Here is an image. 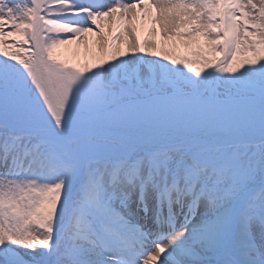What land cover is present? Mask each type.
Listing matches in <instances>:
<instances>
[{
    "label": "rangeland",
    "instance_id": "1",
    "mask_svg": "<svg viewBox=\"0 0 264 264\" xmlns=\"http://www.w3.org/2000/svg\"><path fill=\"white\" fill-rule=\"evenodd\" d=\"M87 1L92 2L88 5ZM204 1L206 3L203 4L205 6L203 9H206V15H211L218 23L215 25L209 18L212 30L213 27L215 28L211 33L213 39L217 41L215 46L211 39L203 35L204 28L199 26L197 29L201 30L194 36V45L193 42L190 43V49L188 47L189 51L185 56L177 58L178 56L173 55V57H164L163 61H153L152 40L145 43L150 27L145 32L146 39L143 41L145 45L141 49L133 45L134 41L129 38V36L134 37L131 33L134 28L133 23H131L132 29H130L131 24L127 23L125 31L121 30V34L125 37L121 43H118L119 34L116 33L108 39L106 32L104 39H97L94 34L100 32L101 26L95 27L91 21L84 25L87 30L83 29V25L81 26L79 22L87 20L88 16L93 19L94 11L97 12L102 8H98L94 0H0V110L10 109L21 116H26L48 109L50 93L46 77L37 61V55L41 50L53 78L54 115L61 121H66L68 124L70 121H75L96 129L113 128L131 134L145 135L175 128L176 138L179 141L176 144L154 146L121 139H97L89 135L83 139L72 130L58 127L41 118H15L0 114V131H4V135L24 136L31 140L28 144L25 143L26 139L23 140L20 147L15 149L29 155L23 159V167L26 166V161L33 159V166L36 167V169L32 168L35 170L22 174L20 181L24 185V195L15 196L11 202L20 206L21 197L25 196L28 199L29 189L27 190L25 185V182H28L27 178L43 182L49 166L53 167L62 160L63 153H72L73 167L78 169L74 184L80 182L85 170L84 159L90 157L92 161L103 159L110 164L124 155H127L131 162L136 158L142 160L143 165L151 162L150 166L153 169L146 166V170L150 179L149 185L152 186L157 185V178L160 175H166L165 181L172 184L170 179L172 173L180 179L192 174L191 169L199 168V160L205 164V167H202L205 174L201 178L208 183L207 197L201 200L199 211L193 214L190 227L196 239L187 250L192 252L184 255L183 260L192 259L196 262L200 258L198 264H207L208 262L205 261L213 262L222 251L230 247L232 250L228 249L227 252L230 257L226 256V258H230L231 263L226 264H234L235 259L264 264V190L258 194L251 209L246 210L248 224L243 227V231L241 228L245 215L240 211L251 189L264 183V127L241 128L231 132L210 131L204 134H196L194 130L184 129L203 123L235 120L250 123L251 118L264 119V55L260 52L257 55L252 46L255 41L254 39L250 41L252 36L250 34L257 24L258 13L260 11L264 13V0H239L242 9L238 12L241 13L242 20L236 21L238 12L234 13V10L230 9L227 11L226 24L222 23V15L218 9L220 0ZM155 2L158 3L157 0ZM198 2L199 0H186V4L193 8L199 7ZM123 3L122 0L110 1L108 16L114 8L116 16L126 13ZM133 3L136 6L140 4L138 0H134ZM83 5L92 9L89 10V7ZM48 6L51 7V11ZM40 7L43 11H40ZM68 11L69 14L64 16ZM105 12L106 10L103 11L104 14ZM72 19V27L77 28L79 32V37L76 38L82 41L80 45L79 40L77 42L70 40V43L65 45L63 39L67 33H64V30L59 33L57 28H52L50 22V20L71 22ZM188 23L190 20L186 19L181 25L186 27ZM80 29H83L82 32ZM137 35L140 37L143 33L137 31ZM72 37L74 36L70 38ZM38 38L39 46L36 45ZM225 42L226 47L228 44L234 46L231 54L227 48L223 56L220 52ZM129 46L133 50L131 67L123 69L115 60L109 63L111 56L126 60L124 49ZM209 46L218 47L219 50H216L218 53H211ZM241 48L244 49L242 54ZM95 49L99 50L97 52L99 54L93 53ZM103 52H105L104 60ZM114 53H119V56H114ZM172 53L179 55L177 51ZM240 54L259 63L261 69L252 77L251 75L245 77V74L240 75V71L232 69ZM92 58L98 66L93 70L88 66ZM245 123L240 126H244ZM211 140L220 143L214 144ZM38 143L42 144V148L48 146L49 151L57 149L55 157L44 153L37 160L35 155L31 154H34L32 150L37 151ZM163 157L167 158L166 161L169 160L168 164L162 163ZM142 181L143 179L139 177L133 185L127 181L125 183L117 180L112 182V187L107 190L112 196L125 192V199L128 197L131 199L127 204L134 206L138 204L139 207L137 197L138 191L144 188L139 187ZM154 195L155 191L151 193L153 201ZM70 199L67 195L65 203L57 210V219L49 223L47 232L41 226L39 230L32 231L21 239L15 258L28 262L40 259L42 256V262L45 258L43 264L46 262L52 251V245L56 244L58 234L69 218L72 208ZM171 199L172 203L176 201L178 205H182L181 200L175 195L171 196ZM184 206L190 209L193 203ZM111 207L116 209L115 212L120 213L113 217L117 218L115 221L125 229V233L128 230H136L139 222L137 211H127L122 205L119 208ZM15 208L16 206H12V209ZM124 211L128 213L127 218L121 217V214L126 215ZM6 212L10 214V210L0 208V228H6L8 221ZM130 215L134 219H129ZM90 217L91 214L85 217L92 220V223L84 225V231L74 225L73 228L79 235L84 232L85 237L92 236L95 227L101 221L99 219L97 222ZM236 223L238 230L234 227ZM115 226L118 225L114 223L113 227L107 229L111 236L117 238V233L112 230ZM9 227L12 228L11 224ZM12 231L14 230L10 232ZM53 231L52 242L46 248L41 247V237L48 243ZM41 232H45V235H40ZM253 239L257 240V246L252 245ZM84 242L76 247L97 245L87 243L88 240ZM76 243L83 241L78 239ZM72 250V247L66 249V251ZM32 251L37 255L30 256ZM167 257L169 255L163 258L165 263L168 262ZM91 259L92 264H98L100 261L98 260L100 257ZM175 260L176 264H182V261L177 260L176 257Z\"/></svg>",
    "mask_w": 264,
    "mask_h": 264
},
{
    "label": "bare ground",
    "instance_id": "2",
    "mask_svg": "<svg viewBox=\"0 0 264 264\" xmlns=\"http://www.w3.org/2000/svg\"><path fill=\"white\" fill-rule=\"evenodd\" d=\"M159 3L160 7V12L158 15V18L156 22L152 26L151 24V17L152 14L151 12L148 13V15H143L141 10L137 13V16L135 14V11L131 7L129 11H125L124 15H127L125 20L123 22V25L129 23L134 24V28L132 29V24L130 25L133 31L131 32L133 34V38L129 36L130 40H133L134 43H131L136 45L137 48L141 49L147 41L152 40L151 42V47L154 48V52L152 54V59L153 61H163L164 57H173V55L179 57H183L187 54L188 47L190 46V43L194 45V36H196L197 33L200 32L201 29H197L199 26H202L204 28L203 30V35L207 36L211 41L213 42V45L217 43L216 40L213 39L211 36V33L215 28L210 26L211 24L209 23V18H211L214 21V24L217 25L218 23L216 20L211 17V15H206L205 10L203 7H205L203 4L206 2L204 0H199L198 2V8H193L186 4L183 0H157ZM110 5H108L106 8H108ZM141 7V6H140ZM66 9V8H64ZM63 9V10H64ZM49 10L51 11V7H49ZM262 10V9H261ZM214 12V11H213ZM63 14V12L61 13ZM66 15V13L64 14ZM122 18L120 17L116 22H115V15L111 14L104 20L103 18L99 22L101 26V30L99 33H96L94 35L97 36V39H104L106 32L107 36L113 35V33L119 34V42L123 41L125 37L121 34V28L122 24L120 22ZM186 19L190 20V23L185 25H181L182 21H185ZM257 24L253 29V32L250 41L254 39L253 47L257 52V55H259V52L261 55H264V13L260 11L257 16ZM52 24V28L55 29L59 32L62 33V30H64V33H67V36L64 35V44L67 45L70 43V40H79V45L80 39L76 38L79 37L77 32V29L72 27V22H63V21H57V20H50ZM111 22H114L115 25H111L107 27V24L110 25ZM164 22V23H163ZM83 22H81V25ZM159 24L161 26H159ZM115 28L114 26H117ZM181 26V28H180ZM214 26V25H213ZM84 30H87L85 26H82ZM150 27V32L148 34V37L144 36L145 32L148 30ZM175 27V28H173ZM179 28V29H178ZM83 29H80V32H82ZM103 29V30H102ZM126 29V26H124L123 31L124 32ZM170 30V31H169ZM172 30V31H171ZM137 31H141L143 33V36L138 37ZM162 33H158V32ZM197 32V33H196ZM74 36L70 38L71 36ZM63 36V35H62ZM161 36V37H160ZM108 37V39H109ZM145 37L147 38L145 43L143 44L142 42L144 41ZM115 39V38H114ZM161 39V40H160ZM159 41V43H158ZM67 43V44H66ZM161 43V45H159ZM209 45V43H208ZM177 46H179L177 48ZM234 45L228 44L226 47V42L225 46L222 47V50L220 52V55L225 54L226 49L229 48L230 54L233 51ZM210 47V46H209ZM247 48V46H244ZM243 47V48H244ZM211 49L209 50L211 53L215 52L218 53L216 50H219L218 47H210ZM243 48H241V54L243 53ZM127 49V50H126ZM124 49V57H126V60H120V59H115L113 56L109 58V63H113L114 60L118 62V66H121L123 69L131 67L130 65V60H131V54L133 53L132 48L127 47ZM190 49V47H189ZM129 51V52H128ZM177 51L179 52V55H176L172 52ZM98 49H95V52L93 51L94 54H99ZM255 52V53H256ZM229 53V51H228ZM229 54V55H230ZM239 55L238 59L235 60L236 65L234 64L232 69L236 71H240V75L245 74V77H252L253 74H256V72L261 69L260 65L258 62L251 61V59L245 55ZM114 56H119V53H114ZM105 56V52H103V60ZM138 60V59H137ZM264 60V58H263ZM139 63V60L137 61ZM95 61L90 59L88 66L91 68V70L97 68L98 66L95 65ZM95 65V66H94ZM93 66V67H92ZM134 68H136L134 66ZM134 68L132 67V70L134 71ZM136 70V69H135ZM137 70H139L137 68ZM144 73V70H142ZM248 72V74H247ZM52 115V116H51ZM50 118H55L57 117L53 114L52 110H48V115ZM55 119H52L51 121L55 124H57V121ZM249 126V127H248ZM255 128V127H264V120L262 121H252L251 124L247 123L244 126L240 125H226L221 127V129H226L227 131L231 130H239V129H244V128ZM207 130H214L212 127H208V125L202 124L198 125L196 131L197 133L204 134L208 132ZM84 132L81 131V135ZM1 134V132H0ZM176 134L173 131H163L162 133H158L154 135L152 138H155L151 142H158V140H163L166 141L169 139V137H174L175 139L178 140V138L175 137ZM181 138L183 136H180ZM29 138V137H28ZM4 152V151H2ZM1 152V153H2ZM15 153V158L20 159V163L18 165H15L14 161L11 160L9 161L11 163L8 165V162L6 165H0L2 174H0V182L2 183V186L0 185V208L2 210H10V214L6 212V218H8V221H6V228H0V264H6L8 262H18V263H24L25 260L17 259L15 258V254L17 252L18 244L21 243V239L25 238L26 235L32 231H37L39 228L42 226L43 229L48 231V225L50 222L55 221L58 216V209L60 206L65 203L66 196H69V190L71 188L73 189V194H72V200L74 201L73 204V209L74 211L71 212L73 214V221H70L69 225H75L77 226H83L81 223L85 219V215L87 210L92 209H97L98 203L94 202V195L91 190H89V184L88 181L90 178L85 177L82 183L83 188H78L76 191H74L78 186L79 183L76 184L75 187H73V180L78 174V171H76L73 167V160H71L69 154L67 153V157L64 159V165L60 169V163L56 162L57 164H54L55 166L51 167L49 166V171L46 172L45 174V179L43 182L39 181H32L27 178L29 182H31V185L29 186L28 194L30 197L26 200L24 199L25 196L21 197L20 199V206L15 205L11 200H13V197L16 196L18 193L20 195L23 193L20 187V184L17 182L15 179L16 177L11 174V169L12 168H22V161L27 155H24L23 151H13L10 152L9 155H12ZM35 157L37 160H39L41 155L44 153H47L49 156L55 157V154L57 153L56 149H53L51 151L48 150V146H44L40 151H34ZM8 155V156H9ZM39 161L36 163L38 164ZM175 164V162H173ZM96 164H100L101 168H103L106 172L108 170V166H106L103 162L97 161ZM35 167V165L33 166ZM32 167V168H33ZM126 169V174H129L133 171V165L128 164V161L124 164V167ZM36 169V167H35ZM35 169H32L35 170ZM10 172V173H9ZM105 180V178L103 179ZM87 188V189H85ZM149 191L154 188V186L149 185ZM107 193L105 192V189L103 191V196H105ZM13 195V196H12ZM107 196V195H106ZM152 202V201H151ZM12 206H16L15 209H12ZM150 206V205H149ZM100 212L102 213H107L106 209H99ZM146 214L144 216L145 219H149L151 217V212H150V207H146ZM161 217V215L159 214ZM143 218V215L139 214V218ZM53 223V222H52ZM11 224L12 228L10 229L9 225ZM11 230H14L10 232ZM67 230V228H65ZM40 235H45V232H41ZM191 229L186 228L182 231H180L179 235L176 237L175 241L171 242V240H168L169 244H166V247L171 250L172 253H175L176 259L182 261V264H198L197 262L200 260L193 261L192 259L188 260H183L184 255H187L188 253H191L192 251H187L190 249V246L192 243L195 241V237H191ZM41 237V236H40ZM75 236L73 238H70L68 235H62L60 236V239H62L61 246L60 248L66 247L68 244H71L74 240ZM15 239V240H14ZM41 242L42 246L45 247L48 243L44 241V238L41 237ZM14 240V241H12ZM46 240V239H45ZM102 243L105 244V239H101ZM209 242V240H207ZM40 245V242H38ZM206 243H204L205 246ZM37 245V243H36ZM103 245V244H102ZM100 246V245H99ZM105 250L101 249V253H97V256H101L103 253L106 254L105 257H108V252L106 251V247L103 245ZM163 249V248H162ZM33 252V253H32ZM30 253V256H36V252L32 251ZM60 252V251H59ZM58 252V253H59ZM97 248H92V253H96ZM163 252V250H158L155 248L154 252L151 254L153 256L152 260H149L145 264H176L175 257L170 256L169 258L167 257L168 262L165 263V260H163V256L160 254ZM58 253H53V256H50L49 264H57L56 263V256ZM36 254V255H35ZM180 257V258H179ZM90 258H96L93 255H90ZM111 260V259H109ZM24 261V262H23ZM32 262H29L27 264H37L35 261L31 260ZM70 262V260H66ZM118 261V260H116ZM208 263H211V261H205Z\"/></svg>",
    "mask_w": 264,
    "mask_h": 264
}]
</instances>
